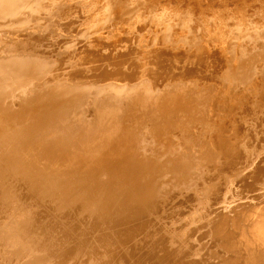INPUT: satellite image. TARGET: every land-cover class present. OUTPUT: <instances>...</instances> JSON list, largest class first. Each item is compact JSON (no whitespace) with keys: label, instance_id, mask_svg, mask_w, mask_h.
Here are the masks:
<instances>
[{"label":"bare ground","instance_id":"6f19581e","mask_svg":"<svg viewBox=\"0 0 264 264\" xmlns=\"http://www.w3.org/2000/svg\"><path fill=\"white\" fill-rule=\"evenodd\" d=\"M0 264H264V0H0Z\"/></svg>","mask_w":264,"mask_h":264},{"label":"rangeland","instance_id":"374dc122","mask_svg":"<svg viewBox=\"0 0 264 264\" xmlns=\"http://www.w3.org/2000/svg\"><path fill=\"white\" fill-rule=\"evenodd\" d=\"M118 11H119V9H118ZM117 11V12H118ZM235 93V92H234ZM240 93V92H239ZM238 93V94H239ZM240 96H241V94H239ZM239 95H237V90H236V93L234 94V97H238V100L236 99V101L237 102H235V103H237V104H234V102L232 103V101L231 102H229V101H227V103L229 104H227L226 103V105L228 106V112H229V114L231 113V114H233V112L234 113H237L239 110H240V105L239 104H241L240 102H242V101H240L241 99H240V96ZM236 97V98H237ZM240 99V100H239ZM233 101H235V99H233ZM240 101V102H239ZM248 101V102H247ZM239 103V104H238ZM247 103H249V99L248 98H246V105L248 106L249 104H247ZM232 104V105H231ZM234 105H237L236 107H234ZM242 105H243V102H242ZM232 106V108L230 109V107ZM240 108H239V107ZM247 106H244V107H247ZM235 108V109H234ZM237 108V109H236ZM239 109V110H238ZM242 110V109H241ZM213 119H216L215 118V116L214 117H212ZM171 168V167H170ZM208 176V177H207ZM166 177V175L164 176V178ZM221 177V176H220ZM219 176H216V173L212 170L211 171V173L210 174H206L203 178H198V177H195V176H189L188 177V181L190 182V183H193L194 181H197V182H199V181H201L200 179H204V180H206L207 181V184L210 186L211 184L213 185V187H215V189L217 190V187H218V185L221 183V178H220ZM166 179H167V177H166ZM166 179H162L163 181H165ZM235 180V179H234ZM220 182V183H219ZM223 182V181H222ZM185 184H187V182L185 183ZM184 183L183 184H181V185H179L180 186V188H176L175 189V191L177 190V191H179V189H181L182 187L185 189L184 191H185V193L183 192V194H184V196H182L183 198H187V197H191V196H194V194H195V192H194V190L193 189H190V188H192V187H190V188H187V185H185ZM183 188L181 189V190H183ZM181 190L179 191V192H181ZM174 191V192H175ZM176 191V192H177ZM199 191H201V190H199ZM173 192V193H174ZM179 192H177V193H174V194H176V195H178V193ZM182 192L179 194V197H181L180 195L182 194ZM182 194V195H183ZM176 195H173V196H175V197H171V198H176V197H178V196H176ZM201 195V197H197V199L200 201V199H202L203 197H204V195L201 193L200 194ZM199 195V196H200ZM203 195V196H202ZM215 195H209V198H212V197H214ZM199 201H196V202H198L199 203ZM180 202H175V203H173L172 205H171V208H174V209H176V208H179V207H181V206H183V205H185V203H180ZM170 206V204H167L165 207L166 208H168ZM173 209V210H174Z\"/></svg>","mask_w":264,"mask_h":264}]
</instances>
